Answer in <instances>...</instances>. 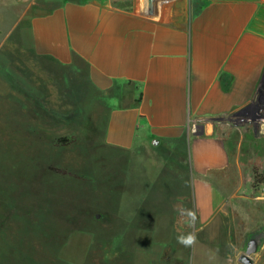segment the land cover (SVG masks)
<instances>
[{"label":"rangeland","instance_id":"obj_1","mask_svg":"<svg viewBox=\"0 0 264 264\" xmlns=\"http://www.w3.org/2000/svg\"><path fill=\"white\" fill-rule=\"evenodd\" d=\"M17 40L18 50L0 53V264H241L252 248L264 264V209L235 194L232 171L205 174L184 141L106 145L75 117L77 100L57 74L44 92L26 29ZM219 125L231 151L244 136L264 158L252 127ZM244 162L255 170L253 198L264 201L263 165ZM205 185L216 193L205 195ZM205 200L216 209L205 211Z\"/></svg>","mask_w":264,"mask_h":264},{"label":"crops","instance_id":"obj_2","mask_svg":"<svg viewBox=\"0 0 264 264\" xmlns=\"http://www.w3.org/2000/svg\"><path fill=\"white\" fill-rule=\"evenodd\" d=\"M201 1L156 0L149 14L144 0L120 6L111 0H0V53L7 45L18 50L26 29L44 92L50 88L45 80L57 74L63 94L77 100L75 117L91 133L102 131L106 145L131 150L184 141L205 174L232 171L235 194L244 193V202L260 212L255 170L244 161L259 159L264 167V158L244 136L231 151L228 136L222 138L228 129L219 124L259 94L264 0ZM75 132L82 133L81 125ZM215 193L205 185V195ZM214 209L205 200V211Z\"/></svg>","mask_w":264,"mask_h":264},{"label":"built area","instance_id":"obj_3","mask_svg":"<svg viewBox=\"0 0 264 264\" xmlns=\"http://www.w3.org/2000/svg\"><path fill=\"white\" fill-rule=\"evenodd\" d=\"M225 121L227 124L236 127L250 126L258 136L264 137V83H261L259 94L251 105L226 116L222 122ZM262 193L264 194V183Z\"/></svg>","mask_w":264,"mask_h":264},{"label":"water","instance_id":"obj_4","mask_svg":"<svg viewBox=\"0 0 264 264\" xmlns=\"http://www.w3.org/2000/svg\"><path fill=\"white\" fill-rule=\"evenodd\" d=\"M155 2L156 0H147V10L149 14H153L154 12V6H155ZM158 144L157 141L153 142V145L156 146ZM257 249L256 248H252L247 250L246 254L242 255L239 259V262L241 264H254L253 259L251 258V255L253 253H256Z\"/></svg>","mask_w":264,"mask_h":264},{"label":"clouds","instance_id":"obj_5","mask_svg":"<svg viewBox=\"0 0 264 264\" xmlns=\"http://www.w3.org/2000/svg\"><path fill=\"white\" fill-rule=\"evenodd\" d=\"M181 212H182V214H183V210H181ZM191 241V237H183V236H180V237H178V242H180V243H185V244H187V243H189Z\"/></svg>","mask_w":264,"mask_h":264}]
</instances>
